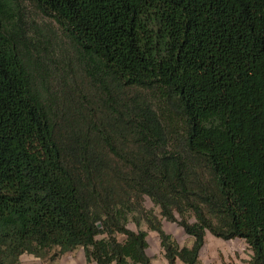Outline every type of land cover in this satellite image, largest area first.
<instances>
[{"label":"trees","instance_id":"16d2710c","mask_svg":"<svg viewBox=\"0 0 264 264\" xmlns=\"http://www.w3.org/2000/svg\"><path fill=\"white\" fill-rule=\"evenodd\" d=\"M133 212L264 264V0H0V264H152Z\"/></svg>","mask_w":264,"mask_h":264},{"label":"rangeland","instance_id":"374dc122","mask_svg":"<svg viewBox=\"0 0 264 264\" xmlns=\"http://www.w3.org/2000/svg\"><path fill=\"white\" fill-rule=\"evenodd\" d=\"M22 3V6H26ZM144 212L151 213L160 222L161 230L170 236L171 240L179 247L190 246L191 239L184 234L182 228L177 223L166 221L160 214V209L154 206L148 199L144 198L142 202ZM193 220L191 219V222ZM126 228L133 232L143 231L146 233V255L150 258L152 264H168L158 233L151 230L144 218H139L136 212L128 215ZM102 237H98L100 239ZM118 241L123 242L125 237L116 234ZM58 249H52L45 257L36 258L37 264H87L85 263L83 249L79 248L63 256H57ZM251 252L244 241L234 239L223 241L206 233L205 243L199 254V264H248ZM32 260L25 261L22 258L21 264H31ZM94 264V263H89ZM114 264V263H113ZM177 264H182L177 262Z\"/></svg>","mask_w":264,"mask_h":264},{"label":"crops","instance_id":"0c3cea01","mask_svg":"<svg viewBox=\"0 0 264 264\" xmlns=\"http://www.w3.org/2000/svg\"><path fill=\"white\" fill-rule=\"evenodd\" d=\"M22 258H23L25 261H30V260H32V263H31V264H37L36 261H35L37 257H34L33 255L23 254V255L20 257V259H19L20 264H21ZM84 258H85V257H84ZM85 263H86V260H85Z\"/></svg>","mask_w":264,"mask_h":264},{"label":"water","instance_id":"95a60500","mask_svg":"<svg viewBox=\"0 0 264 264\" xmlns=\"http://www.w3.org/2000/svg\"><path fill=\"white\" fill-rule=\"evenodd\" d=\"M98 227H100V225H98Z\"/></svg>","mask_w":264,"mask_h":264}]
</instances>
